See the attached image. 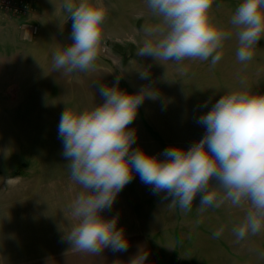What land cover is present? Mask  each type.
<instances>
[{
  "label": "rangeland",
  "instance_id": "1",
  "mask_svg": "<svg viewBox=\"0 0 264 264\" xmlns=\"http://www.w3.org/2000/svg\"><path fill=\"white\" fill-rule=\"evenodd\" d=\"M30 1L31 19L40 29L32 40L21 37L17 18L0 12V264H103L102 252H62L72 248L64 237L76 222L70 206L82 188L71 179L69 160L62 155L61 114L102 104L99 88L111 87L117 77L119 88L128 93L151 88L156 98H145L128 127L136 131L133 149L164 159L169 146L187 149L204 136L206 129L197 120L226 91L264 94V38L251 61L239 62L236 29L229 20L241 0H214L213 19L233 33L219 63L212 67L210 60L186 59L162 64L138 55L145 43L155 42L154 30L164 27L146 0H103L107 18L95 66L69 74L53 64V55L73 43L64 0ZM164 195L153 194L134 172L101 215L117 218L125 235H137L129 250L144 246L150 264H264V230L243 240L232 232L247 205L225 203L200 211L197 195L186 212Z\"/></svg>",
  "mask_w": 264,
  "mask_h": 264
},
{
  "label": "clouds",
  "instance_id": "2",
  "mask_svg": "<svg viewBox=\"0 0 264 264\" xmlns=\"http://www.w3.org/2000/svg\"><path fill=\"white\" fill-rule=\"evenodd\" d=\"M151 13L164 27L157 28L155 42H147L139 56H151L163 64L189 59L209 61L212 67L223 57L221 49L233 33L213 19L214 0H146ZM63 8L72 19L73 43L53 55L54 70L66 73L90 71L98 58L107 7L103 0H64ZM236 29L237 60L251 61L255 47L264 38V0H241L229 20ZM152 35V33H149ZM147 79V73L141 72ZM99 88L102 104L90 109L68 110L60 117L58 138L71 179L82 191L73 201L75 224L65 239L78 251L98 255L111 247L126 251L128 240L117 228V218L105 219L120 191L131 182L133 173L151 187L153 194L164 193L184 211H190L200 196V211L225 203L247 210L232 228L238 240L264 230V94L246 88L226 91L197 123L204 136L185 149L172 145L164 159L133 149L136 131L128 126L135 120L145 98H156L151 88L128 93L119 88ZM243 84V81H241ZM223 228L215 232L219 237ZM147 253L131 264H145Z\"/></svg>",
  "mask_w": 264,
  "mask_h": 264
},
{
  "label": "built area",
  "instance_id": "3",
  "mask_svg": "<svg viewBox=\"0 0 264 264\" xmlns=\"http://www.w3.org/2000/svg\"><path fill=\"white\" fill-rule=\"evenodd\" d=\"M0 12L19 20L21 37L32 40L39 33V25L31 19L34 6L30 0H0Z\"/></svg>",
  "mask_w": 264,
  "mask_h": 264
},
{
  "label": "crops",
  "instance_id": "4",
  "mask_svg": "<svg viewBox=\"0 0 264 264\" xmlns=\"http://www.w3.org/2000/svg\"><path fill=\"white\" fill-rule=\"evenodd\" d=\"M127 240H128V247L126 251H114L111 247L103 249L102 253L100 254V257L102 260L105 261L103 264H131V261L138 257L139 255L143 254L146 252L144 246L141 250H135L130 251V241L132 238H137V235L130 234V235H125ZM131 239V240H130ZM63 253H72V252H78L77 249L75 248H66V250L62 251ZM147 253V252H146ZM149 255L147 254V260L145 264H150L149 262ZM54 258V257H53Z\"/></svg>",
  "mask_w": 264,
  "mask_h": 264
}]
</instances>
